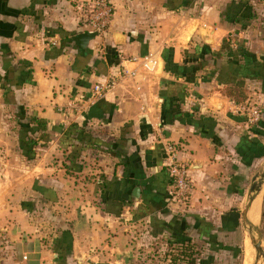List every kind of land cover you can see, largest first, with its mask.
I'll return each instance as SVG.
<instances>
[{
    "label": "crops",
    "instance_id": "obj_1",
    "mask_svg": "<svg viewBox=\"0 0 264 264\" xmlns=\"http://www.w3.org/2000/svg\"><path fill=\"white\" fill-rule=\"evenodd\" d=\"M232 1L243 4L229 20ZM109 2V26L81 53L71 41L85 32L80 0H0V264H151V251L160 258L198 242L211 251L232 246L242 227L264 226V180L248 206L264 159V105L257 123L233 112L258 95L264 102L255 7ZM131 57L154 64L124 77ZM232 88L247 97L236 101ZM166 145L188 168L185 202Z\"/></svg>",
    "mask_w": 264,
    "mask_h": 264
},
{
    "label": "rangeland",
    "instance_id": "obj_2",
    "mask_svg": "<svg viewBox=\"0 0 264 264\" xmlns=\"http://www.w3.org/2000/svg\"><path fill=\"white\" fill-rule=\"evenodd\" d=\"M240 3V5H239ZM245 3L249 4L251 7H255V9L252 10L253 13H259L257 14L258 16H255L256 17V20L259 21V24L261 25L260 26V35L258 36H262L261 34L264 35V0H245ZM241 4H243V2H235V1H232L231 3H229L227 5V7L225 8V11H226V17H228L229 20L233 19V12L234 10L238 9L237 7H241ZM261 6L262 7H258V6ZM229 39H232L234 43L232 42H229L228 45H235V47H229V49H231V51L233 50H237L238 49V46L234 40V38H229ZM228 48V47H227ZM249 90L252 92L253 90V87H251V89L249 88ZM226 90H224V94ZM242 91V94L241 95L243 97V100L244 98L247 97V95L245 94V90H241ZM253 94L251 93V96ZM239 96V97H241ZM245 96V97H244ZM254 97V95L252 96ZM257 99H259V102L258 104L257 103H251V101H248L246 104V106H257L260 111L263 109V105H264V102L261 101L260 99H263V98H260V95L257 96ZM243 100L241 99H238L239 102H242ZM237 101V100H236ZM261 105H260V104ZM261 116H262V113H261ZM262 120V119H261ZM260 120V122H261ZM259 122V123H260ZM264 172V159H263V162H262V165L260 164V168L258 170V172L256 173V176L262 174ZM257 180V183H260L261 179L260 178H256ZM250 187V184L248 183V187L246 189H249ZM247 191V190H246ZM259 206V205H258ZM258 210H259V207H258ZM242 227V226H241ZM260 241V247H261V253L255 248L254 246V242L253 241ZM136 244L140 246V240L137 239L136 241ZM230 243L232 246H224L222 244L221 248L219 247H216L214 249H211L210 250H206L205 248H202V245L198 242V244H195V248H197L196 250L194 249L193 247V250H194V255L195 257L193 258H196L195 260V264H264V226H262V223H258L257 225H255V230L253 229V231L251 232V234L249 235L248 233H244V230H243V227L238 230V233L236 235V237L232 240H230ZM235 243V244H234ZM247 243L250 244V248L252 249V258L250 257V250L248 251V262H246L247 258H246V245ZM162 249V248H161ZM174 249H172V252L171 250L167 249V250H161L163 252H161V257L158 258V255H154L156 256V259H154V256H153V251H151V253H147L144 255L145 259L149 260L151 259L152 261H154L153 263L151 264H180V261L179 263L176 261V262H173L172 259L171 261H169L170 258H174L173 255H176L179 254L177 251H174ZM219 250H222V251H219ZM147 255L148 258H147ZM152 255V256H151ZM176 258V257H175ZM243 260H244V263H243ZM189 261H187L188 263ZM246 262V263H245ZM181 264H186L185 262Z\"/></svg>",
    "mask_w": 264,
    "mask_h": 264
},
{
    "label": "built area",
    "instance_id": "obj_3",
    "mask_svg": "<svg viewBox=\"0 0 264 264\" xmlns=\"http://www.w3.org/2000/svg\"><path fill=\"white\" fill-rule=\"evenodd\" d=\"M80 3V10L84 12L83 27L85 28V32H103L109 26L113 15V9L109 0H80ZM125 62L134 65L132 69H127L124 65L121 66V74L129 78H134L139 68L142 71H148L151 70L154 64V61L148 59V57H131ZM111 86H113V83H107L104 86L100 84L95 85L90 94L89 101L101 98ZM233 112L244 114L250 123H257L261 118V111L257 106H234ZM164 150L166 153L165 167L172 180L175 196L179 201L185 202L193 190L188 168L178 160L177 151L172 145H166Z\"/></svg>",
    "mask_w": 264,
    "mask_h": 264
},
{
    "label": "water",
    "instance_id": "obj_4",
    "mask_svg": "<svg viewBox=\"0 0 264 264\" xmlns=\"http://www.w3.org/2000/svg\"><path fill=\"white\" fill-rule=\"evenodd\" d=\"M97 35H98L97 32H92V33L80 32V33H76L75 35H73L71 37V41L74 43V45L77 47V49L81 53H84L89 41L93 40ZM256 178H260L261 179L260 183H257V181H256L257 179ZM263 180H264V172L262 174L256 176L253 179V183L251 185L250 192H249L250 197H249L248 206H250L251 201H252L251 195L256 193L257 191H259ZM248 234L250 235L251 232L249 231ZM253 242H254L255 248L261 253V247H260V243L261 242L260 241H255V240Z\"/></svg>",
    "mask_w": 264,
    "mask_h": 264
},
{
    "label": "trees",
    "instance_id": "obj_5",
    "mask_svg": "<svg viewBox=\"0 0 264 264\" xmlns=\"http://www.w3.org/2000/svg\"><path fill=\"white\" fill-rule=\"evenodd\" d=\"M236 53H237V55H240V58H242V60L245 61V59H246L245 56L246 55H245V53L243 51H241V49L236 50ZM240 58H239V60H240ZM244 64H246V63H244ZM226 93H227L228 96L233 97V99H235L237 101H238V99L243 100V97L241 96V95H243L242 91L237 89V88L228 89L226 91ZM239 96H241V97H239ZM29 147H31V144H30ZM189 249L185 248V250L178 251L179 254L176 253V255H173L174 258H170L169 261H171V259H172L173 262H176V260H181L180 258H182V259H186L187 258V261L193 260L192 257L195 256L193 254L194 250H191V248H189Z\"/></svg>",
    "mask_w": 264,
    "mask_h": 264
},
{
    "label": "bare ground",
    "instance_id": "obj_6",
    "mask_svg": "<svg viewBox=\"0 0 264 264\" xmlns=\"http://www.w3.org/2000/svg\"><path fill=\"white\" fill-rule=\"evenodd\" d=\"M259 205V203L258 202H255L254 203V205H253V207H252V210H251V213H250V221H252V223H253V221H256L257 219H258V206ZM258 222V221H257ZM251 223V222H250ZM249 225V224H248ZM252 225H254V224H252ZM251 226V225H250ZM255 226V225H254ZM248 245V244H247ZM249 246V245H248ZM247 246V247H248ZM248 251H249V249L248 248H246V258H247V260H246V262H248ZM245 262V263H246ZM247 264V263H246Z\"/></svg>",
    "mask_w": 264,
    "mask_h": 264
}]
</instances>
